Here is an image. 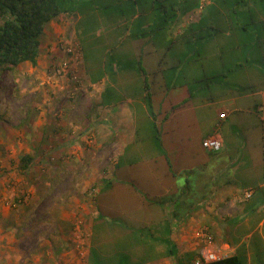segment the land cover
<instances>
[{
	"label": "rangeland",
	"instance_id": "rangeland-1",
	"mask_svg": "<svg viewBox=\"0 0 264 264\" xmlns=\"http://www.w3.org/2000/svg\"><path fill=\"white\" fill-rule=\"evenodd\" d=\"M135 1L66 0L77 9L47 26L37 64L2 72L0 264H162L168 228L129 218L142 201L163 209L157 194H165L139 174L154 157L144 149L155 145L150 106L158 115L162 100L195 104L168 125L157 116L164 151L155 153L167 160V180L176 177L179 190L189 180L193 190L177 213L194 223L192 212H211L212 181L230 183L224 198L239 195L228 222H242L240 253L245 264H264V0L157 1L170 22L156 30L145 16L147 31L134 17ZM168 82L177 86L169 90ZM238 96L245 98L228 117L210 107ZM100 97L113 106H98ZM97 111L108 113L101 127ZM102 128L100 139L94 130ZM217 132L227 147L209 153L204 137ZM181 150L190 157L183 161ZM26 155L32 160L24 169ZM98 204L110 223L103 228ZM204 232L197 253L209 245ZM209 234L215 249L231 253L236 242L222 248L217 239L225 232Z\"/></svg>",
	"mask_w": 264,
	"mask_h": 264
},
{
	"label": "crops",
	"instance_id": "crops-1",
	"mask_svg": "<svg viewBox=\"0 0 264 264\" xmlns=\"http://www.w3.org/2000/svg\"><path fill=\"white\" fill-rule=\"evenodd\" d=\"M181 22H182V24H181L182 26L186 27V29L189 28V26H187L185 22H183V21H181ZM228 32L231 35L232 34L236 35L235 31L234 32L228 31ZM178 33L183 34V32H181V31H179ZM240 98L243 99L245 97L244 96H238L235 99H233L232 103H230L228 100H220V101H214V102L209 103V104H210V107H214V109H216L218 118H223V116L228 117L232 113H234V110L231 109L230 105L233 104L236 106L238 103V99H240ZM97 105L98 106L106 105L105 107L110 108L113 106V102L107 103L100 97V100H99V102H97ZM259 108H260V106H259ZM193 109H195V104L191 105L189 103V105L186 108H183L182 110L176 112L174 118L177 117L178 115L182 114V113H188L189 111H193ZM96 113L99 114L98 116L102 120V121H100L99 124L96 123V127H101V126H103L102 124H104L103 123L104 118L107 119L108 113L105 111H101V112L97 111ZM148 117L151 118L152 116H150V114H149ZM89 118H91L90 114H88L87 119H89ZM151 119H153V118H151ZM123 125L128 126L129 124H125L123 122ZM94 131H95L97 136H100V139L102 136L101 133H104V137H107V133L104 132L103 128L100 130L96 129ZM215 133L208 134L207 136L204 137V139H206L207 137H209L211 135H214ZM217 134L219 135V137L221 138V140L223 142V147L224 148L227 147V142L225 141V138L223 137V135L219 134L218 132H217ZM116 139H114V140L113 139H105L104 142L108 143V146L109 145L111 146V144L114 141L115 142H121V140H122L121 137L118 140H116ZM101 143H102V141L100 142V145H101ZM147 147L148 146L145 145L144 149L151 151L152 154L154 155V157L150 156V161H147L145 164H143V166L141 167L143 169L139 170V174L142 175L143 173L147 172L149 174V178H150L147 183H150V182L153 183L155 188L158 187L156 189L162 191L163 194H165L162 196H159V194H157V200H159L162 203L163 209L158 211L157 208L155 209V207L154 208L152 207L151 203H145L144 201H142L141 207L135 209L134 213L131 212V217H129V218L134 220L135 218L138 219V218L143 217V218H145V221H147L149 223V225L159 223L160 226H162V227L164 226V227L168 228L169 231L165 236L168 239L164 240V241L161 240V241L166 242L167 244H170L171 249L168 248L166 250L165 256L163 257V260L160 263H162V264H166V263L167 264H181L182 260L187 261V260H190L192 258L191 263L194 262L195 264H197V260L200 257V253H197L198 246L196 244V238L199 237L201 230H205L208 232H215L217 236L220 235L219 234L220 231L225 232L227 234V239L224 236L217 237V239L220 238V241H221L220 243H221L222 248H224L226 246L229 247L230 243H228V242H236V243H232L231 250H230L231 253L229 252L230 253L229 255H234V254L238 253L240 251L241 244L237 243V242H244V237L241 238L239 235V232L242 228V224H241L242 222H240V219L235 221L234 227H230L229 222H228V219L230 217H235L232 214H230L229 206H232L234 200H236L239 196L238 194L235 195L236 193H234V195L231 194V195L227 196L226 198H224L225 192L230 191L229 187H228L230 183L224 182V184L216 185V184H214L215 181L214 182L212 181V187L209 190L210 193H212L214 195L213 197L210 196V199H212V203H211V207H210L211 212L210 211L201 212V215H199L198 211L192 212L194 215V223H191V221H188V219H186L188 217L187 215L183 216V215H179L177 213V209L179 208V206L183 203H186L185 201H187L190 197L187 194V192L193 191V190H191V188H189L190 187L189 180H186V185H184L186 187H184L182 190H179L178 179L176 177H174L173 180H170V181L167 180V178H169V171L166 168L167 161L165 159H163L161 154L155 153L157 151L155 146H152V148H150V149H147ZM132 149H133L132 151L136 150V148H132ZM209 153H212V152H209ZM179 155L181 156V159L183 161L190 157V154H188L186 152H182V150H181V153L180 152L178 153V156ZM162 167H164V168H162ZM136 172H138V170H136L134 172V174H136ZM134 178H135V176H134ZM217 180L219 181L218 177H217ZM134 182L138 183L137 180ZM140 183H142L141 180H140ZM156 184H157V186H156ZM117 189H123V188L118 187ZM126 189H129V188H126ZM132 189H134V188H132ZM124 192H127V190H125ZM178 192H180L182 194L179 195ZM110 196L117 198L121 195H119L118 193H116V194L112 193V194H110ZM163 198H166L165 202L163 201L164 200ZM226 201H228V202L226 203ZM235 207H237V206H234V208ZM190 208L194 209L193 205H191ZM239 212H240V208H239ZM239 212L236 214L238 215ZM207 215L210 216V219H206L208 217ZM217 215H221V217H222L221 223H218V220H220V219L217 217ZM96 218H97V216H96ZM97 219H100V218L98 217ZM108 224H110L108 219L100 220L99 223L97 224V227L103 228L104 226H108ZM198 224H199V226H198ZM260 224H262V225L264 224V218L261 220ZM234 233L237 234L236 237H232V235ZM229 234H232V235H229ZM129 235H130V231H128V233L125 234L124 236L129 237ZM169 235H170V237H169ZM171 238L174 242L171 241ZM217 245H219V244L217 243ZM176 247H178V250H176ZM214 247L215 246L207 245L206 247H204L203 250H207V248L214 249ZM220 249L221 248L219 247L218 250H220ZM144 251L145 250H143V252ZM229 255H226V256H229ZM195 258H197V259H195Z\"/></svg>",
	"mask_w": 264,
	"mask_h": 264
},
{
	"label": "trees",
	"instance_id": "trees-1",
	"mask_svg": "<svg viewBox=\"0 0 264 264\" xmlns=\"http://www.w3.org/2000/svg\"><path fill=\"white\" fill-rule=\"evenodd\" d=\"M71 1L76 3L77 0ZM157 1L161 0L135 1L134 17L138 15L135 18L138 20L137 23L140 24V30H148V24L144 19L145 16L152 19L151 26L156 25V30H162L169 24L168 11L165 10L162 4H157ZM76 9L73 7V4L69 5L66 0H0V77L5 69H16L22 63L31 62L33 65H36L40 54L41 39L46 32L47 26L64 14L69 15L74 13ZM138 9L142 13L137 11ZM176 15L177 13H174L173 16ZM166 85L169 90L177 86V84L171 86L172 84L169 85V82ZM185 95L189 98L191 97L189 90H186ZM157 104L166 110L156 115L153 107L151 108L150 106L149 111L156 126L153 142L157 150L164 151L161 137L158 134L160 129L157 127V116L160 118V124L168 125L167 123L174 118L175 113L187 107L188 104L175 106L172 100H170V106L168 107H166L165 100ZM166 134L170 135L173 132L169 130V132L166 131ZM31 160L32 156H24L21 159V167L27 168ZM97 207L96 214H101L99 218L107 219L106 215L100 213L101 208H99V204ZM191 259L187 261L182 260L181 264H191ZM245 260V257L239 251L218 261L204 262L203 264H245Z\"/></svg>",
	"mask_w": 264,
	"mask_h": 264
},
{
	"label": "built area",
	"instance_id": "built-area-1",
	"mask_svg": "<svg viewBox=\"0 0 264 264\" xmlns=\"http://www.w3.org/2000/svg\"><path fill=\"white\" fill-rule=\"evenodd\" d=\"M203 146L209 151V152H219L223 148V142L218 134L211 135L204 139ZM205 238L206 241L209 242V246L213 245V237L209 232L205 231ZM226 257L223 252H220L217 248L210 249L207 248V250H202L200 253V257L197 260V264H203L204 262H213L218 261L222 258Z\"/></svg>",
	"mask_w": 264,
	"mask_h": 264
}]
</instances>
